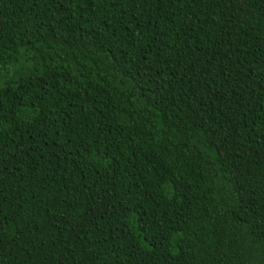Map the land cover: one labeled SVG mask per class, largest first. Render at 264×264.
Returning <instances> with one entry per match:
<instances>
[{"label": "trees", "instance_id": "1", "mask_svg": "<svg viewBox=\"0 0 264 264\" xmlns=\"http://www.w3.org/2000/svg\"><path fill=\"white\" fill-rule=\"evenodd\" d=\"M0 264H264V0H0Z\"/></svg>", "mask_w": 264, "mask_h": 264}]
</instances>
